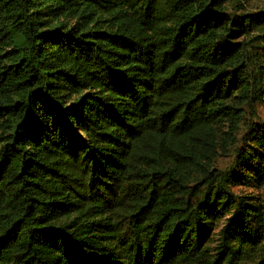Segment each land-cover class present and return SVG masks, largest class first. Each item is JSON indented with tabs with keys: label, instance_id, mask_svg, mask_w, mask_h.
<instances>
[{
	"label": "trees",
	"instance_id": "trees-1",
	"mask_svg": "<svg viewBox=\"0 0 264 264\" xmlns=\"http://www.w3.org/2000/svg\"><path fill=\"white\" fill-rule=\"evenodd\" d=\"M263 98L264 0H0V264H264Z\"/></svg>",
	"mask_w": 264,
	"mask_h": 264
},
{
	"label": "rangeland",
	"instance_id": "rangeland-1",
	"mask_svg": "<svg viewBox=\"0 0 264 264\" xmlns=\"http://www.w3.org/2000/svg\"><path fill=\"white\" fill-rule=\"evenodd\" d=\"M254 111H255L254 114L252 113V111L248 112V115L246 116L245 119V125L242 127L240 134L238 136L239 139L242 138L247 123H252L257 126L264 127V98L260 103L255 105ZM233 162H234V155H233V151H231L229 154H226L225 156H221L219 158L217 162V166L218 168L224 170L226 168H229L233 164ZM232 194L243 198L253 199L258 203L264 205V185L260 190L237 187L232 190Z\"/></svg>",
	"mask_w": 264,
	"mask_h": 264
}]
</instances>
